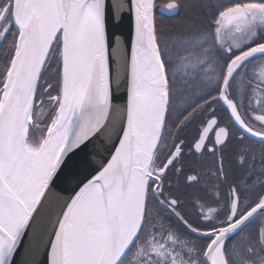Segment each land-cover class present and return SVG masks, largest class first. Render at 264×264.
<instances>
[{
  "label": "snow or ice",
  "instance_id": "obj_1",
  "mask_svg": "<svg viewBox=\"0 0 264 264\" xmlns=\"http://www.w3.org/2000/svg\"><path fill=\"white\" fill-rule=\"evenodd\" d=\"M159 12L0 0V264H264V0Z\"/></svg>",
  "mask_w": 264,
  "mask_h": 264
},
{
  "label": "water",
  "instance_id": "obj_2",
  "mask_svg": "<svg viewBox=\"0 0 264 264\" xmlns=\"http://www.w3.org/2000/svg\"><path fill=\"white\" fill-rule=\"evenodd\" d=\"M170 16V15H167ZM110 37L113 43H119L122 48H130V41L133 34L132 21L128 18V14L124 13L121 17L116 18L109 24ZM125 89L121 87L120 91L116 93L119 104L124 103ZM91 152L92 149H89ZM63 185L58 186L57 191H62ZM27 257H22V260H27Z\"/></svg>",
  "mask_w": 264,
  "mask_h": 264
},
{
  "label": "trees",
  "instance_id": "obj_3",
  "mask_svg": "<svg viewBox=\"0 0 264 264\" xmlns=\"http://www.w3.org/2000/svg\"><path fill=\"white\" fill-rule=\"evenodd\" d=\"M168 2H170V0H157V15H156V19H157V24L158 26L163 27V29L165 31H172L173 29H175L183 20V13H181L180 17L176 18V17H171V16H167V15H161L160 12L158 11V9L162 6L167 4ZM191 218L194 220L195 219V210H192V216Z\"/></svg>",
  "mask_w": 264,
  "mask_h": 264
},
{
  "label": "flooded vegetation",
  "instance_id": "obj_4",
  "mask_svg": "<svg viewBox=\"0 0 264 264\" xmlns=\"http://www.w3.org/2000/svg\"><path fill=\"white\" fill-rule=\"evenodd\" d=\"M220 116L224 117L225 119L227 118L225 113L223 112V110H220ZM200 127V122L197 120L196 122H194L193 124H191L183 133V136L186 140V145L185 147L187 148L188 145H191L192 142L195 140L196 136H197V130ZM229 163L231 164V166L233 168H235V159L232 158Z\"/></svg>",
  "mask_w": 264,
  "mask_h": 264
}]
</instances>
